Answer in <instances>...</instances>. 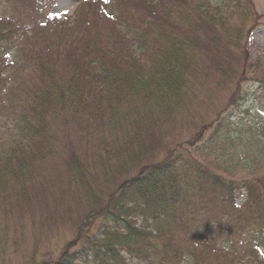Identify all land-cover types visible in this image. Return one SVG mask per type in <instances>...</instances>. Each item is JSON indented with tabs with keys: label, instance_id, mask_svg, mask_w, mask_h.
Segmentation results:
<instances>
[{
	"label": "trees",
	"instance_id": "trees-1",
	"mask_svg": "<svg viewBox=\"0 0 264 264\" xmlns=\"http://www.w3.org/2000/svg\"><path fill=\"white\" fill-rule=\"evenodd\" d=\"M223 1L227 3L216 10L212 5L197 4L192 11L189 0H95L83 5L72 22L60 24L64 33L55 37L52 44L44 46L47 35L34 37L42 40L41 45H34V38L25 37L19 52L24 60L34 63L37 82L45 79L47 84L36 101H41L39 97L43 95L42 100L47 102L52 92H58L55 104L69 103L83 115L98 107L100 117L105 118L100 125L107 136L113 143L125 139L123 150L131 153L130 162L124 155L115 156V160L134 163L139 169L130 180L111 181L105 177L104 184L91 188L84 182L80 188H85L88 216L77 224L75 238L59 258L41 264H184L185 254L191 258L190 264H264L260 257L264 255H259L264 250V214L240 220L247 205L249 210L264 211V174L255 177L254 171L259 163L242 160L239 167L251 171L240 187L236 181L202 164L196 153L209 129V140L217 139L222 128L230 129V117L224 111L244 100L242 85L248 81L249 71L253 68L258 73L260 68L258 61L253 62L247 53V44L240 47L236 37L240 23H229L237 14L231 9L241 10L235 4L240 1ZM20 2L39 14L43 0H18L17 4ZM189 18L191 25L181 23ZM1 25L9 31L0 37V53L13 49L20 34L16 23L8 21ZM225 35L228 37H222ZM61 61L66 65L59 66ZM207 74L216 86L197 99L195 79L206 80ZM0 82L7 86L3 74ZM189 98L193 102L181 109L179 103ZM195 100L201 109L200 116L211 120L210 126L192 120ZM222 101L226 103L225 110L220 109ZM116 108L127 111L131 128L138 135L129 137L123 133L112 117ZM181 110L183 114H179ZM187 119L188 131L194 132L190 140L176 143L166 139L164 126L175 127ZM22 121L18 123L20 127L14 126L15 140L9 150L0 152V194L10 181L22 180L30 166L18 158V153L23 140L36 137L37 125ZM60 133L58 129L54 138ZM259 138L257 143L262 148L264 125ZM45 140L51 152L46 136ZM46 141L40 136L39 146L45 147ZM155 144H165L164 158L158 159L156 151L150 152ZM135 145L139 152L133 150ZM126 146L131 149L126 150ZM80 169L75 168V175ZM243 194L246 199L239 205ZM191 197L197 198L191 203ZM187 203L191 204L190 210L200 206L203 210L180 216L179 210ZM139 216L152 219V231L138 227L134 219ZM98 219L99 233L87 235L86 226ZM241 224L246 225L240 232L233 230ZM222 229L230 237L228 248L223 249L213 242L214 232ZM46 231L50 233L51 229ZM244 250L250 251L249 257L245 258Z\"/></svg>",
	"mask_w": 264,
	"mask_h": 264
},
{
	"label": "rangeland",
	"instance_id": "rangeland-1",
	"mask_svg": "<svg viewBox=\"0 0 264 264\" xmlns=\"http://www.w3.org/2000/svg\"><path fill=\"white\" fill-rule=\"evenodd\" d=\"M189 1L188 6L192 11L196 9L197 4L212 5L216 10L227 3L223 0ZM241 2L242 4L235 2L241 10L229 8L237 11L236 16L229 23L233 26L234 23H240L241 26H237L240 27V32L236 36L240 47L245 48L247 44V53L253 62L258 61L260 68L258 73L253 72V68L249 71L248 81L242 85L244 100L239 102L237 107L224 111L225 115L230 117L228 121L230 129L222 128L220 136L214 140H209L212 132L209 129L202 143L196 148L198 160L214 171L224 173L225 176H229L227 173L231 170L232 172L237 171L229 178L237 181L235 183L240 187L244 181H247L251 171L247 167H239L242 160L244 159L247 163L257 157L258 149L264 151V148L261 149L262 145L256 142L257 130L259 131L264 125V0H241ZM247 2L251 7V12L247 7ZM17 3L18 0L12 3L0 0V22L11 21L20 28L15 47L9 52L0 53V74L4 75L7 84L5 86L3 82H0V92L4 99L3 103L0 102V152L9 150L15 140L14 126L20 127L22 119L26 124L37 125L34 128L37 134L34 139L23 140L20 145L21 151L18 153L19 159L30 163L28 172L22 180L16 183L10 181L2 188L3 193L0 194V264H30L31 262V264H41L44 261L46 263L59 258L65 247L75 238L74 229L77 224L90 212L85 188H77L74 181L79 182V178H83L87 182H93V185H89L90 188L97 187L99 184H104L105 177L111 181L130 180L138 175L139 169L134 163L115 160V156L124 155L130 162L132 161L131 153L123 150L125 139L120 143H113L107 136L106 130L100 125V121L105 118L100 117L98 107L97 110L83 115L79 112L80 109L72 108L69 103L65 106L59 102L55 104V100L58 101V92L56 94L52 92L47 102L42 100L43 95L39 97L41 101H36L35 97L45 91L47 84H44L45 79L42 83L37 82L38 72H36L34 63L24 60V56L19 52L25 45V37L34 38L47 35L44 37V46L47 43L52 44L55 37H62L64 31L61 30L60 24L72 22L81 0H58L55 4L49 0H43L39 14L32 13L29 6L21 2ZM31 8L34 6L31 5ZM185 9L189 13L187 7ZM217 13L226 19L223 14ZM58 20L60 22H56ZM191 21L189 18L188 21L182 20L181 23L191 25ZM1 23L0 37L2 33L9 31L7 27L3 29L4 26ZM229 27L235 30L230 25ZM188 28L191 29L192 26ZM222 37H228V35ZM34 39V45H41V39ZM64 65H66L64 61L59 63V66ZM206 78V80L195 79L198 85L197 99H201L203 94H207L216 86V81L211 79L209 74ZM20 82L22 83L18 85ZM16 85L23 86V89L15 87ZM219 93L221 94L222 90ZM191 102L193 99L189 98L186 102L179 103V107L182 109L184 105ZM196 102L195 100L193 104L192 120L195 119L199 124L200 121H204L210 126L211 120L200 116L201 109H198ZM220 105L223 106L221 110L227 108L225 101H222ZM38 109L41 111L38 112ZM113 110L112 117L121 125L123 133L129 137L138 135L131 128L127 111L121 108ZM106 112L111 114L107 109ZM181 113L182 110L179 114ZM205 113L213 115L207 111ZM189 125L190 122L187 119L175 127L164 126L162 130L167 132L166 139L181 143L194 136L193 131H188ZM58 129H61V133L54 138ZM19 135H21L20 130L16 136L17 140L20 138ZM40 136L44 141H46L45 136L50 141L51 152L47 150L48 141L45 147L39 146ZM246 141L256 142V144L252 148L244 147ZM132 148L139 150L137 145ZM127 149L131 147L126 146ZM242 149H245L247 153L243 154ZM164 156L165 153L160 150L157 158L162 159ZM260 156L264 160V152ZM76 167L81 168L77 177L74 172ZM129 172L130 174L126 175ZM255 172L257 175L264 174V162L260 163ZM244 196L239 199V205L244 203L246 199L243 198ZM10 198L14 201L10 202ZM196 198L191 197L190 202L192 203ZM71 199H75L76 202L74 203ZM190 205L187 203L179 210L180 216L188 215L189 212L199 214L203 210L201 206L194 211L190 210ZM94 208L97 206L94 205ZM68 209L70 212L65 215ZM244 209L247 211L244 212ZM244 209L242 210L244 214L240 215L241 221L264 214L263 209L260 208L249 210L247 205ZM134 220L138 226L148 227V229H151L153 225L152 219L147 217L139 216ZM100 224L99 219L92 221L86 226V234H98ZM245 225L241 224L233 230L240 232ZM21 227L23 229L19 230L18 228ZM47 229H51L50 233L46 231ZM40 236L42 242L34 243L33 239ZM213 236V242L222 249L228 248L230 237L227 231L224 229L215 231ZM243 252H246L245 258L249 257V250ZM262 252L264 253L263 249Z\"/></svg>",
	"mask_w": 264,
	"mask_h": 264
},
{
	"label": "bare ground",
	"instance_id": "bare-ground-1",
	"mask_svg": "<svg viewBox=\"0 0 264 264\" xmlns=\"http://www.w3.org/2000/svg\"><path fill=\"white\" fill-rule=\"evenodd\" d=\"M21 89H23V86H21ZM4 99H3V96L1 95L0 96V102L3 103ZM160 142V139H158V143ZM160 144V143H159ZM165 144H163L162 146L160 147H157V145L155 144V146H153L152 150L150 152H154L156 151V156L159 154V151L162 150L164 152L165 150V147H164ZM148 155V153H147ZM85 182L86 185H93V182H87L85 181L83 178H79V184L80 185H83V183Z\"/></svg>",
	"mask_w": 264,
	"mask_h": 264
},
{
	"label": "clouds",
	"instance_id": "clouds-1",
	"mask_svg": "<svg viewBox=\"0 0 264 264\" xmlns=\"http://www.w3.org/2000/svg\"><path fill=\"white\" fill-rule=\"evenodd\" d=\"M190 259L191 258L187 254H185V256L183 258L184 264H190Z\"/></svg>",
	"mask_w": 264,
	"mask_h": 264
},
{
	"label": "snow or ice",
	"instance_id": "snow-or-ice-1",
	"mask_svg": "<svg viewBox=\"0 0 264 264\" xmlns=\"http://www.w3.org/2000/svg\"><path fill=\"white\" fill-rule=\"evenodd\" d=\"M106 2H107V0H106Z\"/></svg>",
	"mask_w": 264,
	"mask_h": 264
}]
</instances>
